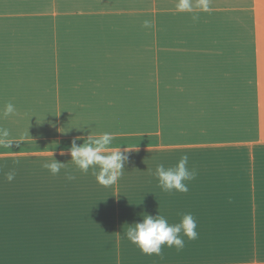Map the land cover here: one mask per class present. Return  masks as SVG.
I'll return each mask as SVG.
<instances>
[{"label":"crops","instance_id":"1","mask_svg":"<svg viewBox=\"0 0 264 264\" xmlns=\"http://www.w3.org/2000/svg\"><path fill=\"white\" fill-rule=\"evenodd\" d=\"M177 2L0 0V128L11 142L0 143V264H230L243 242L264 264L263 0H209L208 12ZM88 130L127 148L117 184L70 160ZM51 151L75 179L42 167ZM183 155L195 179L163 191L157 164ZM144 213L170 224L191 213L198 238L181 233L183 249L147 255L125 236ZM129 250L155 259L129 261Z\"/></svg>","mask_w":264,"mask_h":264},{"label":"clouds","instance_id":"2","mask_svg":"<svg viewBox=\"0 0 264 264\" xmlns=\"http://www.w3.org/2000/svg\"><path fill=\"white\" fill-rule=\"evenodd\" d=\"M199 8L202 11L208 12L209 0H178L176 8L178 11L192 12L193 8ZM198 17L193 16V19ZM146 28L151 27V23L148 20L144 21ZM15 108L12 103L5 105L3 115L8 116L14 114ZM75 127L80 129L81 133L85 131L82 127ZM67 131V128L61 132ZM9 133L6 129L0 128V143H5L10 147L11 142L7 140ZM116 137L110 132H103L99 135H91L88 130L87 135H79L73 138L67 151L70 155V160L81 172H88L89 169H93L96 181L105 187H109L117 184L123 173L125 172V163L128 159L126 152H122L119 147L111 148L113 140ZM82 141L77 143V141ZM64 154L63 149L60 152ZM52 159L49 162H44L42 167L48 169L51 174H59L61 169H65V174L68 179H75V177L66 168L64 162H60L52 155ZM188 156L183 155L178 160L177 164L172 167H165L163 163L157 164L155 169V175L158 179L159 186L163 191L171 192L176 190L178 192H187L188 185L185 181H191L195 179L197 173L195 169H189ZM98 169V171H96ZM14 171H10L7 174V180L12 181L14 179ZM197 223L191 213L183 214L179 223L170 224L168 220L159 213L157 215H149L144 213L142 219L139 222L129 224L125 233L126 238L133 244L137 245L142 252L151 255H160L162 251V245L168 247L175 246L177 250H181L185 246V241L181 236L183 233L189 240H195L198 238L196 231Z\"/></svg>","mask_w":264,"mask_h":264},{"label":"rangeland","instance_id":"3","mask_svg":"<svg viewBox=\"0 0 264 264\" xmlns=\"http://www.w3.org/2000/svg\"><path fill=\"white\" fill-rule=\"evenodd\" d=\"M261 5H263L264 6V0H263V2H261ZM108 239V238H107ZM248 244V242L245 244V242H243L241 245H240V243H239V246H237L238 248H234L235 249V251L234 252H236V250L237 249H239V250H237L238 252H243L242 254H238V255H236V254H231L230 256H232V257H230V258H228V259H232V260H229L228 262L230 263V264H237L238 262H243V261H248V260H250L251 259V263H253V264H255V261H254V258L251 256V253H249V252H246V251H250V250H256V248H257V245H255L254 243L251 245V246H249L250 248L249 249H247L245 246ZM259 246V245H258ZM244 250V251H243ZM130 251V250H129ZM172 252V250L171 251H168L166 254H165V256L166 257H172V256H175V255H178L179 253H171ZM263 252H264V250H263ZM99 255H100V258L99 259H97V260H99L100 262H102V261H105V263H108V262H110V261H112L111 260V258H106V257H109V256H111V254L110 253H99ZM121 254H119L118 252L117 253H115L114 254V257H116V258H118L119 256H120ZM148 255V254H147ZM258 255V254H257ZM259 255H261V252H260V254ZM102 256L104 257V258H102ZM128 256H130V257H132V258H129V261H132V262H135V263H148V262H152V260L153 259H155V258H147V260L145 259V257H140V254L139 253H137V252H135V251H130V253H128ZM150 256H153V257H156L157 256V258H159V255H156V254H151ZM260 257V256H259ZM102 258V259H101ZM220 259H218V260H214L215 261V263L217 264L218 263V261H219ZM145 261H147V262H145Z\"/></svg>","mask_w":264,"mask_h":264}]
</instances>
